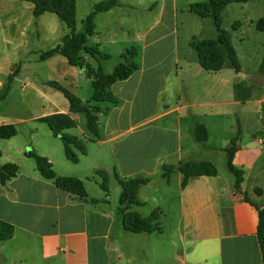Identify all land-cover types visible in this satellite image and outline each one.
Masks as SVG:
<instances>
[{"label": "crops", "instance_id": "1", "mask_svg": "<svg viewBox=\"0 0 264 264\" xmlns=\"http://www.w3.org/2000/svg\"><path fill=\"white\" fill-rule=\"evenodd\" d=\"M100 1L90 0V11ZM200 1L205 0H117L95 15L86 46L107 57L81 54L89 68L110 74L131 47L137 67L126 79L110 84L115 103H98V137H92L83 114H72L79 134L71 128L67 132L85 148L84 153L73 148L77 162L67 159L61 140L52 133L37 149L57 176L82 180L86 196L56 187L34 164L16 157L13 136L0 138V167L18 165L15 176L0 182V220L12 226L11 236L0 240V254L10 250L23 261L37 251L42 264H264L256 235L258 211L243 198L245 193L264 209V73L257 71L243 81L241 67H202L191 43L215 39L217 31L214 25L203 26L208 17L195 18L189 11L191 3ZM127 9L138 11L132 26L122 17ZM179 15L185 23L196 19L201 26H178ZM233 25L231 30H238L241 22ZM75 31L81 32L76 26ZM61 32L57 43L67 27ZM63 59L77 72L61 73L62 81H53L82 101L90 99L93 77ZM236 84L248 94L244 101L236 97ZM48 86L61 95V104L49 114L68 113L64 94ZM199 126L206 132L204 141L195 138ZM232 145V164L243 170L240 192L234 191V176L227 168L226 149ZM27 149L21 150L23 157ZM218 155L224 171L215 161ZM188 160L209 161L217 173L190 177L182 186L177 167ZM165 166L171 167L166 174ZM98 172L107 175V192ZM118 177L146 179L137 189L139 203L130 210L142 217L155 213L157 230L123 229L110 195V188L119 185ZM139 207L147 213L141 214Z\"/></svg>", "mask_w": 264, "mask_h": 264}, {"label": "trees", "instance_id": "2", "mask_svg": "<svg viewBox=\"0 0 264 264\" xmlns=\"http://www.w3.org/2000/svg\"><path fill=\"white\" fill-rule=\"evenodd\" d=\"M31 2L33 4L32 14L34 17H39L45 12H51L55 14L67 27L66 32L57 43L51 49L41 53L40 60H45L54 54H60L64 56L68 63L74 66H82L81 52L90 54L92 57H107V55L101 54L97 48L86 46V40L93 32V20L96 14L107 11L111 7L117 4V0H102L94 4L90 13L84 18V28L81 32L75 31V0H21ZM246 0H205L200 2H194L189 5V11L201 16L208 17L214 23L217 31L215 39H203L193 40L191 45L198 54L199 62L205 69L218 70L223 66L232 67L235 71L239 70V62L237 58L236 50L231 42L229 31L222 27L223 10L225 6L232 2H243ZM262 22L263 26H259ZM258 20L255 24L257 30H263L264 21ZM238 23L233 25V28ZM130 54L132 60L127 61L123 58L115 66L114 70L110 74L104 73L100 67H98L93 75V94L90 99L82 101L75 93L69 89L63 87L56 81L49 82V85L60 90L69 102L68 113H52L46 116H42L39 119L47 125L51 133L58 137L64 148V154L71 162H77L78 154L73 150L77 149L80 153L85 152L84 144L77 136L67 132L68 129L75 126L74 121L70 117L69 113H81L86 119V126L90 131L93 138L98 137V123L97 114L100 111L98 103L103 101L116 102L115 97L109 91V86L117 80L126 79L135 69L136 64L133 61L135 56V48L131 47L126 50L124 54ZM93 71L92 69L89 70ZM259 71L264 73V54L262 57ZM13 73L10 72L7 78V84L5 90L0 94V100H3L9 90V83L13 78ZM250 85V84H249ZM252 86V85H250ZM236 97H239L241 101H244L248 94L243 92V87L236 84L234 86ZM93 104L89 106V104ZM16 134V130L12 124L0 125V138H10ZM195 138L198 141L206 140V132L203 127H195ZM235 147L232 145L226 149L227 153V168L234 176L233 189L236 192H240V185L243 180V170L232 164V155ZM25 156L31 158L34 161L35 168L46 179H50L56 187L66 190L68 192L78 195L80 198H85L86 193L84 189L83 181L79 178L72 176H57L50 161L39 154L30 146L24 152ZM183 175L182 186H185L190 177L196 175H216L217 170L213 163L209 161H192L188 160L182 162L177 167ZM171 169L170 166L163 168L164 174ZM18 171V167L14 163H6L0 167V182L4 183L6 180L13 177ZM98 176L101 178V187L107 192V175L103 172H98ZM121 187V193L119 197L118 212L122 215V227L126 231L141 232V231H153L159 228L155 222L156 214L152 213L147 217L140 216L137 212L130 210V208L138 204L136 199V193L138 187L146 182L145 178L137 177L131 179L117 178ZM245 201L250 202L258 211V224H257V240L260 246L263 258H264V209H261L257 205L253 204L243 193ZM12 234V226L0 220V240L7 239Z\"/></svg>", "mask_w": 264, "mask_h": 264}, {"label": "rangeland", "instance_id": "3", "mask_svg": "<svg viewBox=\"0 0 264 264\" xmlns=\"http://www.w3.org/2000/svg\"><path fill=\"white\" fill-rule=\"evenodd\" d=\"M89 1H78V8L74 14L75 26L78 31L83 30V20L90 13ZM123 14V20L129 21L127 26H132L134 20L138 18L137 10L127 9ZM223 14L222 27L232 32V42L239 55L241 77L245 81L249 75L252 77L259 71L264 54V27L263 31L255 30L256 22L264 21V0H248L244 3L228 4ZM193 16L198 18L195 14ZM183 18L182 15L178 16V26H201V21L190 19L185 23ZM235 21H240L241 26L238 30L232 31L231 26ZM202 23L203 26L214 25L210 18ZM0 26H6L0 30V82L3 86L0 85V94L5 90L8 74L12 72L14 75L9 83L6 97L0 100V125L12 124L14 126L16 130V134L13 136L14 154L18 159L24 158L34 164L31 158L23 157L21 150L24 146L26 149L31 146L39 154L37 149H41L51 135L47 125L39 118L48 115L52 108L59 107L61 104V95L49 88V82L62 81L59 76L61 73L70 76L73 69L74 72H77V68H67L63 63L65 59L59 54H54L43 61L39 59L41 53L57 44L62 34L61 29L65 26L53 13H44L39 17H34L31 2L0 0ZM259 26H263L262 22L259 23ZM81 54L87 53L81 52ZM122 56L127 61L132 60L128 52ZM122 56L121 59H123ZM81 61L82 66L77 67L84 68L86 74L93 77L96 69L91 68L93 71L90 72L91 69L83 60V56H81ZM91 105L93 104L90 103L89 106ZM69 114L76 126V120L72 114L78 113ZM70 130L79 134L76 128L72 127ZM20 161L22 162V160ZM215 161L219 169L224 171L221 155H218ZM22 165L24 164L22 163ZM120 192L119 185L110 188L112 203L116 207L119 205ZM138 211L141 214L147 213L146 208L139 207ZM20 256H14L12 251L4 250L0 254V264H42L37 251H33L23 261H20L22 260Z\"/></svg>", "mask_w": 264, "mask_h": 264}, {"label": "water", "instance_id": "4", "mask_svg": "<svg viewBox=\"0 0 264 264\" xmlns=\"http://www.w3.org/2000/svg\"><path fill=\"white\" fill-rule=\"evenodd\" d=\"M256 76V75H255ZM250 82H253V83H260V82H256L254 81V79H250Z\"/></svg>", "mask_w": 264, "mask_h": 264}]
</instances>
